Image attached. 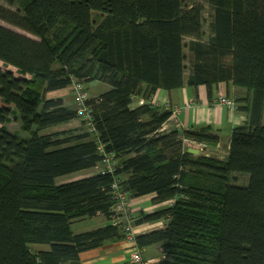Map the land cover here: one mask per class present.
<instances>
[{
	"label": "trees",
	"instance_id": "trees-1",
	"mask_svg": "<svg viewBox=\"0 0 264 264\" xmlns=\"http://www.w3.org/2000/svg\"><path fill=\"white\" fill-rule=\"evenodd\" d=\"M0 20L32 36L0 25V264H81L123 240L119 193L172 202L134 222L165 221L136 237L160 246L156 264H264V0H0ZM95 81L109 89L88 97L89 119L47 97ZM221 83L248 92L225 160L185 146L217 143L210 129L165 131L170 111L130 109L143 91ZM75 120L81 128L50 131ZM99 144L121 160L112 174L57 184L96 167ZM98 215L118 222L73 233Z\"/></svg>",
	"mask_w": 264,
	"mask_h": 264
},
{
	"label": "crops",
	"instance_id": "crops-1",
	"mask_svg": "<svg viewBox=\"0 0 264 264\" xmlns=\"http://www.w3.org/2000/svg\"><path fill=\"white\" fill-rule=\"evenodd\" d=\"M83 84V83H82ZM90 84V83H89ZM84 85V84H83ZM87 85V84H86ZM84 85L88 97H98L100 94L107 91L109 88L107 85L102 83L91 82L92 92L87 91V87ZM70 88L50 92L47 97L62 98L66 106L75 108V100L73 98L70 101L67 98V95L70 93ZM97 89L98 91H94ZM221 90L224 97L233 100L238 103V100H246L248 98L247 90L237 86H233L226 83L219 84L212 92H209L206 86H199L197 89L190 87L188 85L172 91H167L164 89H159L153 94L149 99H145V92H141L139 95H136L132 99L130 104L131 110L140 109L145 106H151L152 108L159 109L162 111L168 110L171 112V117L163 125V130L168 131L173 128H178V130H193L199 131L201 129H210L211 134L219 138L217 143L205 144L199 143L193 140L184 141L186 148L189 153L194 156H209L219 160H225L229 156L230 152V143H231V134L232 130L235 127L245 124L248 120L247 114L239 111L232 110L223 105L217 104V100L221 94ZM90 93V94H89ZM221 94V95H222ZM70 102L69 105L66 103ZM241 103H238V107ZM181 108V113L175 114V110ZM149 117H145L144 120L147 121ZM78 123V126L76 124ZM82 127V126H81ZM78 120L72 121L66 125L61 126L59 130L70 129V128H81ZM55 131H57L55 129ZM91 133L94 130H89ZM99 153L103 156V159L96 167L81 172H85L86 177H90L99 173L103 174V171H107V174H112L115 171L116 165L121 161L114 159L111 155H108L104 152L103 147L99 144ZM207 152H211L208 154ZM221 156H219V155ZM83 177V178H86ZM127 178L126 175H124ZM82 178V179H83ZM120 181L123 176L120 178ZM114 188L117 189V184L114 185ZM117 190L116 192H118ZM126 200L128 201V209L131 215L134 218V222L137 219L139 213L151 214L153 212L159 211L163 208H166L172 204V202H165L160 204L154 203V194L130 198L126 193H121ZM90 221L89 229L83 230L80 232H75V234H82L85 232L94 231L111 224H117L116 220L106 219L102 215H98L93 218H83L78 219L73 222H87ZM165 221H158L155 223H145L142 225L135 226L133 223V230L135 231L136 237L140 234H146L152 230L160 229L165 226ZM124 231V229H123ZM135 237V240H136ZM134 244L137 245V242ZM129 243L125 240L119 241H108L101 248L86 251L80 254V263L81 264H133L131 262V255L135 251V245ZM47 246H40L41 250L48 249ZM139 248V247H138ZM139 250V249H138ZM142 254L144 261L151 259L156 260L157 262L162 260V251L160 246H151L148 248L139 250Z\"/></svg>",
	"mask_w": 264,
	"mask_h": 264
},
{
	"label": "built area",
	"instance_id": "built-area-1",
	"mask_svg": "<svg viewBox=\"0 0 264 264\" xmlns=\"http://www.w3.org/2000/svg\"><path fill=\"white\" fill-rule=\"evenodd\" d=\"M72 90L75 95L74 96L75 106L77 107L79 115L83 116L84 118L89 119L87 107L85 104L86 100L88 99V94L84 88V85L80 82L78 83L74 82ZM226 101H229V100H227L224 96L220 95L216 103L221 105V104H224ZM179 113H181V108H178L175 110V114H179ZM103 173H108V172L103 171ZM118 199H119V202L116 205L115 212L117 215L120 216L121 221L124 223L125 240L128 241L129 243L134 244L136 242L135 240L136 234H135V231L133 230L134 229L133 228L134 218L129 212L128 201L121 193L118 194ZM134 245L136 246V244ZM138 249L140 250V248L136 246L135 251L131 255V262L133 264H156L157 263V261L154 259H151L145 262L144 259L142 258L141 252Z\"/></svg>",
	"mask_w": 264,
	"mask_h": 264
},
{
	"label": "rangeland",
	"instance_id": "rangeland-1",
	"mask_svg": "<svg viewBox=\"0 0 264 264\" xmlns=\"http://www.w3.org/2000/svg\"><path fill=\"white\" fill-rule=\"evenodd\" d=\"M191 1V0H190ZM197 1H199V2H203L204 3V0H197ZM2 4L4 5V6H6V7H8V8H10V9H13V10H18V6L17 5H13V6H10L8 3H6V2H2ZM205 5H206V7H207V11H206V13L204 14V16H205V20L207 21L208 20V18H209V13H208V5H207V3L205 2ZM0 25H2V26H4V27H6V28H8V29H11V30H13V31H15V32H17V33H20V34H23V35H26V36H29V37H32L31 35H29V34H27V33H25L24 31H22L21 29H19V28H16V27H14V26H12V25H10V24H8V23H6V22H3V21H1L0 20ZM205 30H207V25H205ZM188 41V40H187ZM187 52H188V50H187ZM189 63H190V60L188 59L187 61H186V64H187V66H189ZM1 64V63H0ZM14 71H15V69H13ZM98 83V82H97ZM202 86H204V85H202ZM86 87L88 88L87 89V91L88 92H92V85H91V83L90 84H87L86 85ZM70 93L67 95V98L70 100V101H72L73 100V98H74V92H73V90H72V88H70ZM94 91H98L97 89H94ZM224 91L223 90H221V94L223 93ZM89 93V94H90ZM88 94V93H87ZM220 94V95H221ZM247 94H248V92H247ZM221 96H223V94L221 95ZM50 98H55V97H51L50 96ZM226 98V97H225ZM227 100H229V101H226L224 104H221V105H223L224 107H227V108H229V109H232V110H234V111H236V110H239V107H238V103L237 102H234L233 100H231V99H228V98H226ZM65 103V102H64ZM66 103L69 105V103L70 102H67L66 101ZM66 105V104H65ZM240 111V110H239ZM76 126H78V123L76 124ZM8 128L11 130V131H15V132H21V131H19L20 130V124L18 123V122H14V121H12L10 124H8ZM59 128H61V126L60 127H57V128H55L56 130H59ZM55 129H51L50 131H55ZM19 135L21 136L22 134L21 133H19ZM208 154H211V152H207ZM219 155V154H218ZM220 156V155H219ZM221 157V156H220ZM83 177H86L85 176V172H77V173H73V174H70V175H66V176H63V177H60V178H58L57 179V184H59V185H61V184H64V183H68V182H71V181H76V180H79V179H82ZM90 221H87V222H78V223H74V224H72V231H75V232H80V231H83V230H87V229H89L88 227H89V225H90V223H89ZM76 234V233H75ZM47 248V247H46Z\"/></svg>",
	"mask_w": 264,
	"mask_h": 264
}]
</instances>
